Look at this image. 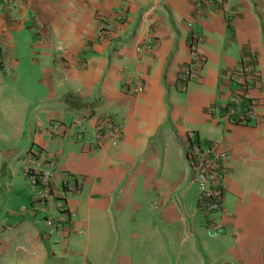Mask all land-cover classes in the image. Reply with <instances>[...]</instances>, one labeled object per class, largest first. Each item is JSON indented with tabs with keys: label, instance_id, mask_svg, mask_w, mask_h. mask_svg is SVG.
<instances>
[{
	"label": "crops",
	"instance_id": "1",
	"mask_svg": "<svg viewBox=\"0 0 264 264\" xmlns=\"http://www.w3.org/2000/svg\"><path fill=\"white\" fill-rule=\"evenodd\" d=\"M189 23L205 61L182 90ZM245 63L260 77L240 123L223 111ZM102 110L123 125L116 144L95 142ZM193 138L227 153L219 237L197 207ZM39 151L59 193L82 183L54 212L60 232L25 175ZM235 262L264 264V0H0V264Z\"/></svg>",
	"mask_w": 264,
	"mask_h": 264
},
{
	"label": "built area",
	"instance_id": "2",
	"mask_svg": "<svg viewBox=\"0 0 264 264\" xmlns=\"http://www.w3.org/2000/svg\"><path fill=\"white\" fill-rule=\"evenodd\" d=\"M206 1L208 0H194V3L200 8L204 6ZM189 25L192 29L188 37L191 58L186 68L179 74V85L182 90H187L189 82L199 76L205 61L199 52L202 37L194 31L192 23H189ZM107 32L109 33V28L104 25L101 34L107 36ZM241 70L242 79L234 81L235 88L225 104L223 116L234 122L247 123L253 120L254 117L255 100L251 94V89L258 82L260 71L250 63L243 64ZM125 89L129 93H135L139 90V86L131 83ZM72 125L82 127L83 118L74 119ZM63 126L66 127V124L54 123L51 126V135L58 136V130ZM122 131V123L116 119L112 112L102 110L97 113L94 136L97 145L102 141L116 144ZM188 157L193 166L194 180L199 190L197 207L206 215V233L210 237L222 236L224 233L223 214L225 212L224 162L227 153L213 144L203 142L202 139L193 138ZM39 160L45 162L46 166L40 167ZM25 164V175L29 179L34 200L39 205L38 208L46 213L48 224L53 226L57 232H60L63 224L54 212L68 209L66 192L78 193L81 190L82 183L74 181L73 177L66 176L63 181L62 192L59 193L53 186L56 160L48 158L42 151L34 152L28 156ZM233 264L241 263L235 262Z\"/></svg>",
	"mask_w": 264,
	"mask_h": 264
},
{
	"label": "trees",
	"instance_id": "3",
	"mask_svg": "<svg viewBox=\"0 0 264 264\" xmlns=\"http://www.w3.org/2000/svg\"><path fill=\"white\" fill-rule=\"evenodd\" d=\"M66 100H67V101H69V102H72V100H71V99H69V98H67Z\"/></svg>",
	"mask_w": 264,
	"mask_h": 264
},
{
	"label": "rangeland",
	"instance_id": "4",
	"mask_svg": "<svg viewBox=\"0 0 264 264\" xmlns=\"http://www.w3.org/2000/svg\"><path fill=\"white\" fill-rule=\"evenodd\" d=\"M31 98H33V96L31 97ZM27 178V177H26ZM27 180L29 181V179L27 178Z\"/></svg>",
	"mask_w": 264,
	"mask_h": 264
}]
</instances>
